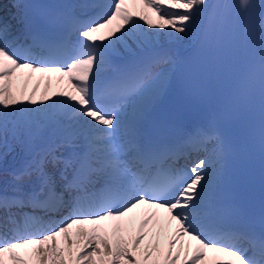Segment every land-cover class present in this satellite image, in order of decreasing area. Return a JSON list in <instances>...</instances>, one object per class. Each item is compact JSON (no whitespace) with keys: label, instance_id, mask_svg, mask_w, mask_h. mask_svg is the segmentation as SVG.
I'll list each match as a JSON object with an SVG mask.
<instances>
[{"label":"snow or ice","instance_id":"obj_1","mask_svg":"<svg viewBox=\"0 0 264 264\" xmlns=\"http://www.w3.org/2000/svg\"><path fill=\"white\" fill-rule=\"evenodd\" d=\"M224 7L209 0L54 5L45 19L51 30L40 28L27 46L12 21L25 34L33 22L0 15V145L11 136L31 154L12 172L15 181L35 177L27 192L19 184L14 195L0 191V264H264V208L258 230L242 226L240 209L224 197L223 136L199 130L166 142L161 105L180 57L148 50L161 36L172 42L201 31L205 43L218 44L225 21L215 10ZM238 7L250 13L256 5L239 0ZM124 53L131 59L118 63ZM233 56L241 71L231 104L248 108L258 96L264 154V19L259 48L250 39ZM219 72L233 69L221 63ZM181 157L186 163L175 166ZM63 210L68 215L54 223L34 215Z\"/></svg>","mask_w":264,"mask_h":264},{"label":"bare ground","instance_id":"obj_2","mask_svg":"<svg viewBox=\"0 0 264 264\" xmlns=\"http://www.w3.org/2000/svg\"><path fill=\"white\" fill-rule=\"evenodd\" d=\"M0 2H3V0H0ZM133 10L135 11V9H133ZM8 11H9V8L6 6V4H4V8H2L1 12L2 13H8ZM202 18H203V16H202ZM202 18H201V21H202ZM196 34L197 33H195V35ZM166 40H168V38L161 36L156 41L165 42ZM186 40H188V37H184L182 40H179V41H182L183 44H186ZM39 76H40V74L37 73L36 76L33 78L32 82L29 84V90H31V87L35 85L36 80H37V78ZM53 79H56L55 76H53ZM17 83H18V85H22V83H23V77L19 76V74H18ZM56 86L57 85L53 86V90H55ZM63 86L66 87L67 85L65 84ZM42 90H43V84L41 85V91ZM10 137L11 136H9L8 139ZM209 147H211V144L209 145ZM0 153H3L4 154L3 160L0 161V191L7 192L10 189L16 190V187H17V185L20 182L15 181V180L9 182V180L7 178L2 177V176H11V177H13L12 176V172L14 170L20 169V165L17 166L16 168H14L13 170H11L9 168V165L16 164V156H17V153H18V149L12 148V147H10L8 145L7 146L1 145ZM203 155H201V156H203ZM22 164L24 165L25 163H22ZM1 171H3V172L1 173ZM26 178H28V177H25L24 179H26ZM27 191L25 190V192H27Z\"/></svg>","mask_w":264,"mask_h":264}]
</instances>
